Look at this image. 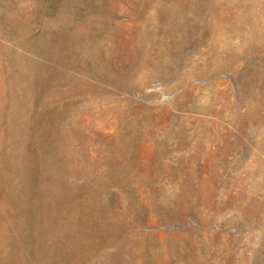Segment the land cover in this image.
Wrapping results in <instances>:
<instances>
[{
    "label": "rangeland",
    "instance_id": "rangeland-1",
    "mask_svg": "<svg viewBox=\"0 0 264 264\" xmlns=\"http://www.w3.org/2000/svg\"><path fill=\"white\" fill-rule=\"evenodd\" d=\"M0 264H264V0H0Z\"/></svg>",
    "mask_w": 264,
    "mask_h": 264
},
{
    "label": "bare ground",
    "instance_id": "bare-ground-1",
    "mask_svg": "<svg viewBox=\"0 0 264 264\" xmlns=\"http://www.w3.org/2000/svg\"><path fill=\"white\" fill-rule=\"evenodd\" d=\"M207 67V66H206Z\"/></svg>",
    "mask_w": 264,
    "mask_h": 264
}]
</instances>
